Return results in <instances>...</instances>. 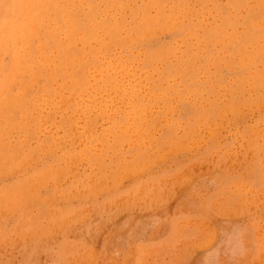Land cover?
Returning <instances> with one entry per match:
<instances>
[{"label":"rangeland","instance_id":"obj_1","mask_svg":"<svg viewBox=\"0 0 264 264\" xmlns=\"http://www.w3.org/2000/svg\"><path fill=\"white\" fill-rule=\"evenodd\" d=\"M0 264H264V0H0Z\"/></svg>","mask_w":264,"mask_h":264},{"label":"bare ground","instance_id":"obj_2","mask_svg":"<svg viewBox=\"0 0 264 264\" xmlns=\"http://www.w3.org/2000/svg\"><path fill=\"white\" fill-rule=\"evenodd\" d=\"M15 8H14V11H13V13L14 12H16L17 10H18V8H19V5H18V3H16L15 4ZM10 8H12V6H10ZM17 13V12H16ZM5 27H7L8 28V31H6V39L4 40V42L6 41V40H8V41H11L12 43H14V41H15V33H14V27H13V25L11 24V23H7L6 25H5ZM2 85V84H1ZM172 148V147H171Z\"/></svg>","mask_w":264,"mask_h":264}]
</instances>
